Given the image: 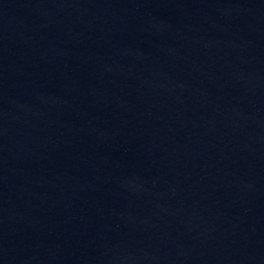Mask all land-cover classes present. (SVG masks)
I'll return each mask as SVG.
<instances>
[{
    "label": "water",
    "instance_id": "obj_1",
    "mask_svg": "<svg viewBox=\"0 0 264 264\" xmlns=\"http://www.w3.org/2000/svg\"><path fill=\"white\" fill-rule=\"evenodd\" d=\"M0 145L98 264H264V0H0Z\"/></svg>",
    "mask_w": 264,
    "mask_h": 264
}]
</instances>
